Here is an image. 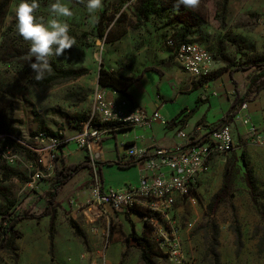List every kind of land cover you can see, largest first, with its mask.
I'll use <instances>...</instances> for the list:
<instances>
[{"label":"crops","instance_id":"obj_1","mask_svg":"<svg viewBox=\"0 0 264 264\" xmlns=\"http://www.w3.org/2000/svg\"><path fill=\"white\" fill-rule=\"evenodd\" d=\"M147 44L149 46L146 48V62L139 68L126 94L102 89L107 100L119 101L126 98L133 105L144 108L148 114L157 112L161 120L154 121L150 129L130 125H100L104 132L101 145L98 147L93 144L91 149L87 150L79 148L73 141L85 121L83 120L79 122L78 127L72 126L69 131H64L53 174L38 182H31L30 179L31 156L22 146L12 143L17 155L16 163L7 166L0 161V208L7 209V213L27 211L34 216L42 214L48 206L46 194L53 188L56 170L81 163L86 160L87 155L90 162L88 168L78 172L62 186L54 201L56 206L50 207L49 215L39 219L22 220L14 226V231L20 235L14 240L15 255L7 249H0V264H91L94 255L102 249H105L106 264H120L122 260L128 262L129 258H132V264H144L138 246L128 237L134 231L138 236L146 234L153 242L150 231L145 230L146 217L136 211L128 215L117 214L108 205L101 204L97 195L98 187L107 192L110 189L120 190L137 186L142 168L135 164L122 166L123 160L126 159L127 147L134 146L145 150L148 157H153L159 149L171 148L178 143L186 144L185 140L177 137L179 130L186 135L199 136L196 132L197 126L218 127L226 122L231 110L232 114H246L251 124L264 135V89L255 92V88L251 86L252 68L241 70L229 67L220 70L212 66L207 77L193 78L181 70L165 44L159 45V48L155 44L151 47L150 41ZM237 99L246 102L245 110L239 109L240 102L234 106ZM164 120L168 121V125L162 124ZM4 125L5 129L0 130V133H10L28 141V133L33 131L35 123L27 117L24 130H20V122H9L2 126ZM11 129L18 131L22 136L16 134L17 132L14 134L7 131ZM231 129L232 138L236 142V135H240L241 145L238 144L225 153V169L229 155H235L237 159L240 156L245 157L258 195L253 199L246 181L240 178L245 174V165L240 159L235 165L238 174L233 179L232 193L225 202L228 200L237 208V212L242 210L244 215L239 213L236 226H231L230 221L225 222V264H263L264 146L252 144L246 134V128L240 123H232ZM219 156L221 155L216 157ZM222 178L223 176L220 178V185ZM3 194L8 196V201ZM179 201L177 197L174 198L170 216ZM53 211L55 230L51 237L49 226ZM144 213L148 216V213ZM69 220L78 226L81 236L75 235L68 224ZM172 223L175 225V221L172 220ZM188 231L179 230V234L193 259L191 240L196 241L201 237L205 241L210 233L199 230L205 231V234L195 232L191 235ZM190 236L192 239H189ZM218 238L219 230H215V248L219 245ZM206 246L208 248V244ZM215 248L211 264H222ZM159 263L160 258L157 256L156 264Z\"/></svg>","mask_w":264,"mask_h":264},{"label":"rangeland","instance_id":"obj_2","mask_svg":"<svg viewBox=\"0 0 264 264\" xmlns=\"http://www.w3.org/2000/svg\"><path fill=\"white\" fill-rule=\"evenodd\" d=\"M145 1L147 0H104L103 9L90 14L80 0H63L73 12L67 22L70 25L69 34L76 44L64 56H53L50 59L63 68L83 70L85 73L72 80H59L51 86L40 87L32 84L34 73L30 69L15 64L0 65V110L2 109L4 119L15 124L20 122V130H24L27 117L30 118L35 126L28 136L35 132L57 135L60 131L63 134L72 126L78 127L79 122L86 120L90 113V96L98 85L95 81L96 72L98 79L101 67L120 77L134 79L139 68L146 62V48L149 46L147 43L150 41L151 47L155 44L159 48V45H164L167 35L176 32L178 27L169 23H172L173 16L179 13L168 9L170 2L176 0H154L156 13L143 21L139 17V7ZM53 2L54 0H39L40 9L37 16L47 20L49 5ZM18 3L19 0H12L9 7L5 24L10 29L6 32L2 44L28 48L29 43L15 30L14 9ZM184 8L182 6L185 14L188 10L201 19L199 25L193 29L190 39L207 49L214 68L223 70L234 67L244 70L246 65L264 57V0H201L196 10ZM252 70L253 75L258 71L256 68ZM14 116L16 119L13 120ZM7 131L14 134L17 132L16 134L22 136L14 129ZM236 137L237 142L233 139V147L241 145L240 135ZM218 155L221 156L216 157ZM240 159L245 161V157L240 156L237 159L232 154L226 159L227 165L235 168V176L238 174L235 165ZM207 170L200 179L198 190L192 196L194 202L187 198H178L180 201L171 218L178 230H189L188 234L192 235L200 232L199 230L210 233L205 241L201 237L196 241L191 240L193 259L184 244L186 255L193 264H211L214 260L215 230H219V245L215 250L219 254L220 262L225 264V222L230 221L231 226H236L239 213L244 215V212H237V208L228 200L210 205L212 197L222 185L219 181L225 170V154L212 152ZM240 178L245 181V174ZM46 195L49 199V193ZM12 206L11 204L10 207ZM16 212L18 216L23 215L26 218L34 216L27 211ZM6 213L7 209L0 208V224L3 227L6 222L3 217H6ZM52 215L54 216V211ZM148 215L149 218L144 220L147 222V230L153 229L151 218L157 221L159 226L168 227L157 215ZM54 218L52 227L51 222L49 226L51 237L55 230ZM68 224L70 226V223ZM70 228L74 230L71 226ZM201 232L200 235L205 234V231ZM131 259L129 258L128 262L122 260L120 264H132Z\"/></svg>","mask_w":264,"mask_h":264},{"label":"built area","instance_id":"obj_3","mask_svg":"<svg viewBox=\"0 0 264 264\" xmlns=\"http://www.w3.org/2000/svg\"><path fill=\"white\" fill-rule=\"evenodd\" d=\"M165 45L172 48V54L184 73L193 78L207 77L211 73L210 54L201 44L186 42L175 45L167 38ZM90 104V113L73 138L81 149H91L93 144L98 147L101 145L104 132L100 125H130L150 129L154 121L161 120L157 112L148 114L144 108L133 105L126 98L119 101L107 100L105 91L98 85L90 96ZM246 108V102L239 106L240 110ZM232 123H240L246 128V134L252 144L264 146L262 132L251 124L246 114L239 115V112H236L218 127L197 126L196 132L199 136L186 135L179 130L177 137L185 140L186 144L178 143L171 148L159 149L153 157H148L145 150L128 146L122 166L135 164L142 168L137 186L120 190L110 189L103 194H100L99 187L97 188L100 203L108 205L113 212L127 215L133 211H144L157 215L167 224L168 227L163 228L151 218L153 229L150 230V236L160 258L159 264H193L186 255L179 230L172 223L170 211L173 200L177 197L194 202L192 196L207 171L211 153L225 154L233 148ZM162 124L166 126L168 121L164 120ZM12 143L22 146L31 156L30 179L31 182H38L53 174L58 151L63 143V134L60 131L57 135L35 132L26 141L10 133H0V161L7 166L17 161ZM16 216V211H9L6 218L12 219ZM105 260V249H102L94 255L91 264H106Z\"/></svg>","mask_w":264,"mask_h":264},{"label":"trees","instance_id":"obj_4","mask_svg":"<svg viewBox=\"0 0 264 264\" xmlns=\"http://www.w3.org/2000/svg\"><path fill=\"white\" fill-rule=\"evenodd\" d=\"M11 2L12 0H0V65L15 64L25 69L31 70L30 63L33 62L34 58L30 56L29 53L30 47L18 48L16 45L5 44V43L2 44V40H4L6 36V32L10 29L6 27L5 23L9 14V7L11 5ZM175 3H176L175 1H171L170 7L168 9L179 13V15H176L175 17L173 16V22L169 24H174L178 28L175 30L176 32H174L172 35L169 36L167 35L165 37L164 44L167 38H170L175 45L186 42H195L194 40L189 38L193 35L192 31L195 27L199 25L201 19L198 16L192 14L191 12H188V10H187V14H185L182 10V6L177 11L174 7ZM155 13L156 10L154 6V0H147L143 2L139 7V17L143 21H146L147 19H149L151 15H154ZM167 48L172 53V48L169 47ZM50 65H51V72L46 74L45 79L41 82H36L32 78V84L40 87H47L55 84L59 80L62 81L72 80L85 73L83 70L63 68L52 59H50ZM250 68L258 69V71L251 77L250 84L252 87L255 88V92H259L260 90L264 89V57L260 58L258 61L251 62L250 64L246 65L245 70ZM146 70L147 68L144 69V71ZM34 75L35 74H33V76ZM134 80L135 79L120 77L117 74L101 67L99 69L97 83L100 88L110 89L112 91L125 95L127 89L134 82ZM239 102L242 103L237 99L235 101L234 106ZM1 111L2 109L0 110V130L2 131L3 129H5V125L4 127L2 125L3 124L7 125L11 121L4 119ZM232 113L233 110H231V114ZM83 120L84 119H82L81 121ZM242 161L243 164L245 165V181L250 190L251 197L254 199L255 196L258 195L256 194L257 187L255 185L251 170L247 169V162L244 161V159H242ZM89 162H90V157L87 155L85 161L78 164L65 166L62 169L56 171L54 185L52 190L49 192L48 206L47 209L42 214L37 216H31L30 218H26L23 215L16 216L15 218L12 219H7L6 217H3V219L6 222L4 224V227L2 226V224H0V235L2 237V242L0 243V249H7L12 254L15 255L16 250L14 248V240L19 238L20 235L19 233L14 231V226L24 219H39L43 216L49 215V209L51 206H53L55 198L60 192L62 186L65 183H67L78 172H80L85 168H88ZM234 176H235V168L227 165L223 173L222 185L218 190V192L212 197L210 205H212L213 203L219 204L231 195ZM99 193L103 194V190L101 187L99 188ZM3 195L4 198L8 201V196L6 194ZM136 212L139 215L146 217L147 219L149 218L148 217L149 215L147 216V214H145L144 212L143 213L141 211H136ZM53 218L54 216L51 214V227H52ZM69 223L70 226L74 229L75 235L81 236L78 226L73 221H70ZM146 225L147 222L145 223V230L148 232V230L146 229ZM128 239L132 240L138 246L141 252L140 258L144 264H156V257L158 256V252L156 251V247L154 243L151 242L146 237V234H144L143 236H138L134 231H132Z\"/></svg>","mask_w":264,"mask_h":264},{"label":"clouds","instance_id":"obj_5","mask_svg":"<svg viewBox=\"0 0 264 264\" xmlns=\"http://www.w3.org/2000/svg\"><path fill=\"white\" fill-rule=\"evenodd\" d=\"M85 4L90 14L103 9L104 0H80ZM201 0H176L174 5L178 11L181 6L189 10L199 8ZM39 0H19L15 12V30L24 41L30 45L29 53L34 58L30 63L33 79L41 82L46 74L51 72L50 57H61L69 52L76 44L69 34L70 25L67 18L73 16L68 4L63 0H54L49 5V17H38Z\"/></svg>","mask_w":264,"mask_h":264}]
</instances>
